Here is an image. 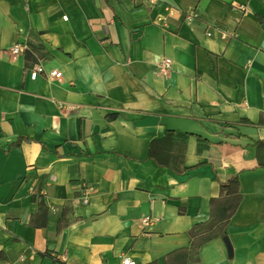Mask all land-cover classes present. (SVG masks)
Wrapping results in <instances>:
<instances>
[{
	"label": "crops",
	"instance_id": "crops-1",
	"mask_svg": "<svg viewBox=\"0 0 264 264\" xmlns=\"http://www.w3.org/2000/svg\"><path fill=\"white\" fill-rule=\"evenodd\" d=\"M165 2L0 0V264H264V0Z\"/></svg>",
	"mask_w": 264,
	"mask_h": 264
},
{
	"label": "built area",
	"instance_id": "built-area-1",
	"mask_svg": "<svg viewBox=\"0 0 264 264\" xmlns=\"http://www.w3.org/2000/svg\"><path fill=\"white\" fill-rule=\"evenodd\" d=\"M148 3L151 6H155V5L162 3L168 12H171L174 10L180 11L179 7H177L176 5H173L171 3H167V2H165V0H148ZM196 17H197V14L195 13V11H185L184 12V20H186V21H192ZM25 49H27V46L25 44H22V43H16L11 48L12 52H14V53H22ZM171 66H172V60L168 57H163L159 60L156 67H157V71L161 75H166L168 73V71L170 70ZM44 73H45V69H44V66L41 63V61H36L29 68V76L31 79H35L40 74H44ZM47 76L52 77V78H60L62 76V72L60 70H57V69H51L47 72ZM82 203L85 205L88 203V191L86 189L84 190V194L82 196ZM149 221H150V218L148 216H145L142 218V222L144 224H148ZM134 263H135L134 260H130L129 258H123V260H122V264H134Z\"/></svg>",
	"mask_w": 264,
	"mask_h": 264
},
{
	"label": "trees",
	"instance_id": "trees-1",
	"mask_svg": "<svg viewBox=\"0 0 264 264\" xmlns=\"http://www.w3.org/2000/svg\"><path fill=\"white\" fill-rule=\"evenodd\" d=\"M257 124H260V122L259 123H257ZM177 134H179V135H181V136H184V137H187V135L186 134H183V133H177ZM198 137V140H199V136H197ZM23 141V138L22 137H18V139L15 141V142H13V143H11L10 145H9V147H14V146H19L20 145V143ZM154 142V141H153ZM153 142H151V144H153ZM258 143V142H257ZM151 144H150V149H149V157H152V155H151ZM198 150H199V146H198ZM157 160V159H156ZM158 162H159V159L157 160ZM161 163V162H160ZM179 171V170H178ZM237 184L238 183V181H237V179L234 177V178H232L229 182H227V183H225V184H222L221 185V189H222V192H224V193H228V194H231V193H233V187H232V184ZM146 264H156L154 261H151V262H148V263H146Z\"/></svg>",
	"mask_w": 264,
	"mask_h": 264
},
{
	"label": "water",
	"instance_id": "water-1",
	"mask_svg": "<svg viewBox=\"0 0 264 264\" xmlns=\"http://www.w3.org/2000/svg\"><path fill=\"white\" fill-rule=\"evenodd\" d=\"M263 47H264V44H263ZM225 240H226V239H225ZM226 243H227L228 248H230V245H229V243H228L227 240H226Z\"/></svg>",
	"mask_w": 264,
	"mask_h": 264
}]
</instances>
